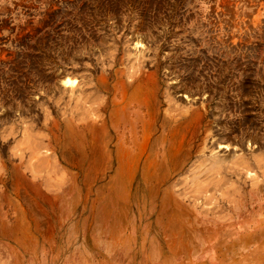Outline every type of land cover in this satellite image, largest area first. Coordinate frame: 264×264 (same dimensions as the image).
<instances>
[{"label": "rangeland", "instance_id": "rangeland-1", "mask_svg": "<svg viewBox=\"0 0 264 264\" xmlns=\"http://www.w3.org/2000/svg\"><path fill=\"white\" fill-rule=\"evenodd\" d=\"M0 264H264V0H0Z\"/></svg>", "mask_w": 264, "mask_h": 264}, {"label": "bare ground", "instance_id": "bare-ground-1", "mask_svg": "<svg viewBox=\"0 0 264 264\" xmlns=\"http://www.w3.org/2000/svg\"><path fill=\"white\" fill-rule=\"evenodd\" d=\"M152 78V77H151ZM153 80V79H152ZM151 80V81H152ZM148 81V80H147ZM146 81V82H147ZM61 84L63 85H70L72 86L74 84V79H71L68 76H63L61 79ZM145 80H142L140 73H137L136 75H132V79L129 81V94L127 96V99L125 100L128 105L134 104L136 107L135 110L131 109L129 110L130 115V127L134 134H136L138 131H141L144 129L145 123L140 119L141 116L144 114L145 116L148 114V109L150 105L152 104V99L155 94L156 89L154 88V84L151 82L146 83ZM228 102V101H227ZM122 107V106H121ZM155 107V106H154ZM120 108V107H119ZM156 112V111H155ZM154 112V113H155ZM157 114V113H156ZM183 114V113H182ZM153 119V118H152ZM184 119V118H183ZM182 119V120H183ZM200 122V121H198ZM153 125V124H152ZM151 125V126H152ZM128 130V129H127ZM232 130V129H231ZM147 137V136H146ZM130 140V139H129ZM141 140V139H140ZM147 140V139H146ZM131 144L134 143L133 139L130 140ZM224 141V140H223ZM130 144V145H131ZM148 145V144H147ZM219 145V144H218ZM223 145V144H222ZM143 146V145H142ZM141 147V146H140ZM223 147V146H222ZM141 149V148H140ZM144 149V148H143ZM194 149V148H193ZM126 152V151H125ZM144 156V155H143ZM154 161V160H153ZM214 161V159H213ZM156 162V161H155ZM155 164V163H154ZM157 165V164H156ZM157 169V168H156ZM153 171V170H152ZM156 172V171H155ZM128 173V172H127ZM132 173V172H131ZM130 174V173H129ZM142 206V204H141Z\"/></svg>", "mask_w": 264, "mask_h": 264}]
</instances>
